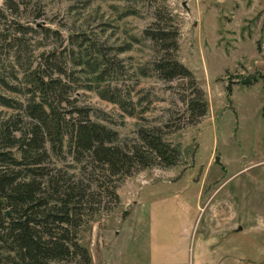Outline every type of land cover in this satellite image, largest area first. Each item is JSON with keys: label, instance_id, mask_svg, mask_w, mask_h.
I'll list each match as a JSON object with an SVG mask.
<instances>
[{"label": "rangeland", "instance_id": "obj_1", "mask_svg": "<svg viewBox=\"0 0 264 264\" xmlns=\"http://www.w3.org/2000/svg\"><path fill=\"white\" fill-rule=\"evenodd\" d=\"M11 1L10 9L0 0V34L11 38L0 36V68L12 69L16 55L28 68L81 32L102 48L128 49L117 59L127 85L139 80L137 91L151 103L144 120L93 92L80 91L79 104L92 108L93 119L118 131L128 147L140 125L158 129L181 152L176 165L159 163L120 183L121 204L83 228L91 264H253L259 249L250 253L245 244L264 246V0ZM115 5L135 14L120 20ZM168 12L179 27L178 59L209 104L196 122L185 102L193 92L188 79L166 83L152 70L155 47L144 31ZM15 24L38 34L18 43ZM48 28L63 43L41 31ZM142 66L150 77L135 74ZM10 114L0 108V118Z\"/></svg>", "mask_w": 264, "mask_h": 264}, {"label": "trees", "instance_id": "obj_2", "mask_svg": "<svg viewBox=\"0 0 264 264\" xmlns=\"http://www.w3.org/2000/svg\"><path fill=\"white\" fill-rule=\"evenodd\" d=\"M112 8L120 20L135 14ZM15 25L18 43L38 34L34 27ZM41 31L64 41L58 31ZM179 35L169 12L144 31L155 47L152 70L159 78L190 82L193 92L185 102L196 122L207 115L209 104L178 59ZM100 46L81 32L63 50L43 52L28 68L20 55L12 69L0 68V108L11 112L0 118V264H91L81 231L121 204L119 184L135 172L159 163L172 167L179 160L180 150L158 129L138 125L137 141L128 147L118 131L93 119L92 108L79 104L80 91L93 92L139 121L151 106L137 91L140 81L127 85L124 79L117 58L128 49ZM110 51L117 55L110 58ZM150 71L142 66L135 74L147 78Z\"/></svg>", "mask_w": 264, "mask_h": 264}, {"label": "crops", "instance_id": "obj_3", "mask_svg": "<svg viewBox=\"0 0 264 264\" xmlns=\"http://www.w3.org/2000/svg\"><path fill=\"white\" fill-rule=\"evenodd\" d=\"M239 231H240V228H239ZM217 232V231H216ZM255 240H253V241H248L246 244H245V246L247 247V251L248 252H250V253H254L255 251H254V249H255V247H258V249H259V254H260V256L259 257H257V259L255 258V257H253V260H255L254 262H252L253 264H264V263H262L263 261H264V246H262V244L261 243H259V242H254ZM254 242V243H253Z\"/></svg>", "mask_w": 264, "mask_h": 264}, {"label": "water", "instance_id": "obj_4", "mask_svg": "<svg viewBox=\"0 0 264 264\" xmlns=\"http://www.w3.org/2000/svg\"><path fill=\"white\" fill-rule=\"evenodd\" d=\"M240 230H241V228H240Z\"/></svg>", "mask_w": 264, "mask_h": 264}]
</instances>
